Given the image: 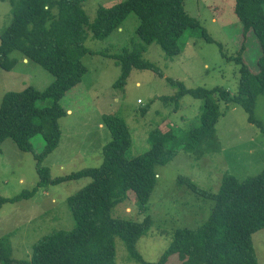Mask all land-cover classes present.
<instances>
[{"label": "trees", "instance_id": "obj_1", "mask_svg": "<svg viewBox=\"0 0 264 264\" xmlns=\"http://www.w3.org/2000/svg\"><path fill=\"white\" fill-rule=\"evenodd\" d=\"M7 1L12 6L13 20L1 35L0 67L12 70L17 60L11 54L19 52L55 79L44 90L27 87L3 96L0 143L9 138L21 151L32 152L39 179L31 191L12 199L0 196V210L7 202L33 197L40 188L82 178H90V182L67 199L74 227L53 229L41 236L33 244L30 259L26 260L13 257L10 235L1 237L0 264H115L116 238L123 240L130 259L140 264H166L173 255H178L180 264H259L253 235L264 229V169L244 180L226 172L217 192L201 189L189 181L193 192L214 201V206L199 227L176 229L169 247L157 262H147L138 250V241L153 227L152 217L134 220L112 216L116 206L130 199L131 192L136 196L138 207L144 212L149 210L159 178L158 167L169 164L181 147L168 122L150 131L148 151L128 157L132 137L126 121L119 116L104 115L103 125L109 129L111 140L102 148L100 166L54 177L51 169L43 165L60 144V119L68 115L61 101L87 74L83 61L86 55L112 58L121 68L115 87L122 88L133 68L150 69L164 76L159 67L144 59L148 46L153 43L168 58H174L185 49L188 32L190 36L199 32L207 41H212L200 22L187 13L186 0H125L112 7L100 6L93 22L83 9L86 0ZM132 13L140 20L136 33L141 39L132 50L125 48L109 55L86 46L88 31L96 39H106ZM235 13L244 32H253L261 48L256 73L245 63L241 51L235 58L241 65L236 93L221 87L189 89L179 80L167 79L178 91L162 100L174 103L175 111L188 94L204 101L199 124L186 136L184 148L188 152H203L200 149L213 136L223 114V102L227 107L240 105L248 121L264 133V125L255 114L258 97L264 93V0H236ZM147 112L148 106L142 114ZM38 135L44 141L39 153L33 145V138Z\"/></svg>", "mask_w": 264, "mask_h": 264}, {"label": "rangeland", "instance_id": "obj_2", "mask_svg": "<svg viewBox=\"0 0 264 264\" xmlns=\"http://www.w3.org/2000/svg\"><path fill=\"white\" fill-rule=\"evenodd\" d=\"M122 1L125 0H86L83 9L93 22L100 6L112 7ZM235 4L236 0H186L187 13L200 22L212 41H207L199 32L192 36L188 32L185 49L174 58H168L156 43L148 46L144 59L159 67L163 77L150 69L133 68L126 84L116 88L120 66L107 56L88 54L83 59L88 72L82 83L61 101L73 115L70 113L60 119V144L43 162L54 177L101 165V149L111 140L109 129L99 126L104 123V115L119 116L126 121L132 137L128 157L149 150L148 135L152 129L164 122L173 126L181 147L169 164L158 167L159 178L149 210L142 211L131 192L130 199L112 212L113 217L134 220H142L147 215L152 217L153 227L138 241V250L147 262L160 259L176 229L196 228L208 219L214 201L195 194L189 181L201 189L217 192L226 172L244 180L264 169V133L248 121L240 105L227 107L221 103L223 114L214 134L200 149H204L203 152L197 154L188 152L184 145L189 131L199 124L204 101L188 94L175 111L174 103L162 100L178 91L167 79L179 80L189 89L221 87L236 93L241 65L235 58L240 51L251 71H258L261 55L258 38L253 32H244ZM12 20L10 2L0 0V39ZM139 23V18L132 13L106 39H96L88 31L85 44L92 51L109 55L125 48L132 50L141 42L136 33ZM11 57L17 60L12 70L0 67V106L7 92H20L27 87L44 90L55 79L49 71L25 60L19 52H13ZM147 106L148 112L143 115L142 110ZM255 114L264 125V93L258 97ZM33 145L37 153L41 152L42 136L34 137ZM36 164L33 153L21 151L12 139L0 143V196L12 199L31 191L39 179ZM89 182L90 178L72 180L40 188L33 197L5 203L0 210V238L10 235L13 257L30 259L33 244L41 236L53 229L74 227L67 199ZM253 242L258 263L264 264V229L253 235ZM116 251L115 264H140L130 259L120 238H116ZM166 264H180L178 255L171 256Z\"/></svg>", "mask_w": 264, "mask_h": 264}, {"label": "crops", "instance_id": "obj_3", "mask_svg": "<svg viewBox=\"0 0 264 264\" xmlns=\"http://www.w3.org/2000/svg\"><path fill=\"white\" fill-rule=\"evenodd\" d=\"M71 113V115H73V112H72V110H70V109H68V114H70ZM99 126L100 127H104V125L101 123V124H99ZM102 150V149H101ZM101 156H102V151H101Z\"/></svg>", "mask_w": 264, "mask_h": 264}, {"label": "built area", "instance_id": "obj_4", "mask_svg": "<svg viewBox=\"0 0 264 264\" xmlns=\"http://www.w3.org/2000/svg\"><path fill=\"white\" fill-rule=\"evenodd\" d=\"M140 101V100H139Z\"/></svg>", "mask_w": 264, "mask_h": 264}, {"label": "clouds", "instance_id": "obj_5", "mask_svg": "<svg viewBox=\"0 0 264 264\" xmlns=\"http://www.w3.org/2000/svg\"><path fill=\"white\" fill-rule=\"evenodd\" d=\"M140 102V101H139Z\"/></svg>", "mask_w": 264, "mask_h": 264}]
</instances>
